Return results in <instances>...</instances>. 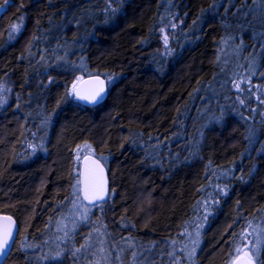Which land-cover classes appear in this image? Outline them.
I'll use <instances>...</instances> for the list:
<instances>
[{
	"label": "trees",
	"instance_id": "trees-1",
	"mask_svg": "<svg viewBox=\"0 0 264 264\" xmlns=\"http://www.w3.org/2000/svg\"><path fill=\"white\" fill-rule=\"evenodd\" d=\"M0 4L4 264H230L251 223L264 264V0ZM93 74L109 94L86 106ZM88 153L110 197L71 230Z\"/></svg>",
	"mask_w": 264,
	"mask_h": 264
},
{
	"label": "snow or ice",
	"instance_id": "snow-or-ice-1",
	"mask_svg": "<svg viewBox=\"0 0 264 264\" xmlns=\"http://www.w3.org/2000/svg\"><path fill=\"white\" fill-rule=\"evenodd\" d=\"M119 3V0H116ZM114 11V10H113ZM18 29L15 25L9 28L10 37H14ZM165 43H167V38H165ZM109 79H111L109 77ZM105 82L104 80L99 79L98 77L85 81L83 78H77V83H74L71 86V90L69 95L74 99L81 100L90 104H95L100 100H103L104 91H105ZM243 103V101H241ZM77 159H79V153H77ZM87 159V155L85 156ZM106 182L103 180V166L99 163V160H92L91 165L85 164V173L83 180H77V184H83L82 189H78V191L83 192V199L88 200L90 204L93 206H100V202L105 200V190L104 184ZM77 199H81V197L77 196ZM73 204V210H78V206L75 201H71ZM89 209L87 206L84 208V212L81 213L84 219H87V211ZM74 214V213H73ZM14 221L10 216H0V258L7 255L8 249L12 247L14 243L13 231H14ZM246 238L244 234H241V239ZM195 243V242H193ZM259 243V241L257 242ZM257 255H259V249H253ZM193 252L195 249L193 248ZM235 259L233 260V264H253V259L251 255L247 252H244L242 248L237 246L235 248ZM191 256L192 253L190 252ZM59 256V253H57ZM247 257V259H244Z\"/></svg>",
	"mask_w": 264,
	"mask_h": 264
},
{
	"label": "rangeland",
	"instance_id": "rangeland-1",
	"mask_svg": "<svg viewBox=\"0 0 264 264\" xmlns=\"http://www.w3.org/2000/svg\"><path fill=\"white\" fill-rule=\"evenodd\" d=\"M166 38L169 39L168 37H166ZM239 68H240V66L237 69H236V67H233V73H235L236 76H238L240 74L242 76V77H239V78L236 79L237 83L235 85L236 86L235 88L237 90H239V91H243L244 92L246 90H245V88L243 86L240 85V83H244V82L248 83L249 81L245 77H243V75H242V72H244L246 70L242 71ZM249 89H251V87ZM240 98H241V96H240ZM86 152H91V150L87 146H85V148H84V153H86ZM81 157L82 156L80 155V158ZM75 202H76V205L78 206V210L74 211L73 210V206H72L71 216L69 215V217L66 219L69 222V226H70L71 230L75 229L77 227L78 223L83 220V216L81 215V213L84 212L85 206H87V208L89 209L87 211V215H89L90 212L92 211V207H90V206L86 205L85 203H83V200L77 199V197H76ZM66 220H64V224L67 223ZM64 224L62 223L61 228H62L63 231H66L67 227H66V224L65 225ZM260 232H261V229L258 228L257 225H255L254 223L249 224L248 227L245 229V231L243 233L246 238L241 239V241L237 245L240 248H242L244 250V252H247V253H249L251 255V257H252L253 261L255 262V264H257V254H256V252L253 249L254 248H258L257 247L258 246L257 242L260 240V237H259ZM195 235H193V239H195ZM235 256H236V253L234 252V256H233L232 260L230 261V264L235 259Z\"/></svg>",
	"mask_w": 264,
	"mask_h": 264
},
{
	"label": "water",
	"instance_id": "water-1",
	"mask_svg": "<svg viewBox=\"0 0 264 264\" xmlns=\"http://www.w3.org/2000/svg\"><path fill=\"white\" fill-rule=\"evenodd\" d=\"M3 10H4V6L0 4V18H1V14H2ZM96 77H98L101 80H104V82H105V85H104L105 91H104V94H103V96H104L103 100H100V101H98L95 104H90V103H87V102L78 100L81 104L86 105V106H97V105L103 103L104 101H106V99L108 98V94H109V84H108V81L105 79V77H103L102 75H99V74H94V75H89V76L83 77V80L88 81V80L94 79ZM86 155H87V159H85V156ZM92 160H99V163L103 166V180L106 183L104 184L105 200L104 201H101L100 202V204H101V203H104V202L108 201V199L110 197V192H111L110 182H109V177H108V170H107V167L104 164V162L98 156H96L93 153L85 154L82 157V159H81L79 179L80 180H83L84 179L85 164L91 165V161ZM82 188H83V184H80V189H82ZM80 194H81V198H82L83 197V192L80 191ZM82 200L88 206L94 207L92 204L89 203L88 200H84L83 198H82ZM0 216H10L12 218V220L15 222L14 223V231H13L14 243L12 244V247L10 249L6 250L7 251V255L6 256H3L2 258H0V264H4V262L7 260V258L11 254V252H12V250L14 248V245H15V243L17 241V238H18V235H19V231H20V225H19V222L17 221V219L13 215H11V214H8V213H0ZM244 259H247V257H244ZM231 264H233V262ZM253 264H255L254 261H253Z\"/></svg>",
	"mask_w": 264,
	"mask_h": 264
},
{
	"label": "bare ground",
	"instance_id": "bare-ground-1",
	"mask_svg": "<svg viewBox=\"0 0 264 264\" xmlns=\"http://www.w3.org/2000/svg\"><path fill=\"white\" fill-rule=\"evenodd\" d=\"M94 75V74H93Z\"/></svg>",
	"mask_w": 264,
	"mask_h": 264
}]
</instances>
